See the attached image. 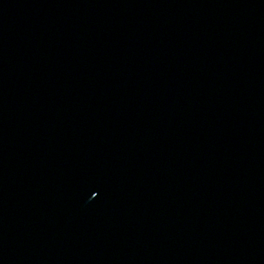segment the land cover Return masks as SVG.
<instances>
[{
    "label": "water",
    "instance_id": "obj_1",
    "mask_svg": "<svg viewBox=\"0 0 264 264\" xmlns=\"http://www.w3.org/2000/svg\"><path fill=\"white\" fill-rule=\"evenodd\" d=\"M0 264H264V0H0Z\"/></svg>",
    "mask_w": 264,
    "mask_h": 264
}]
</instances>
